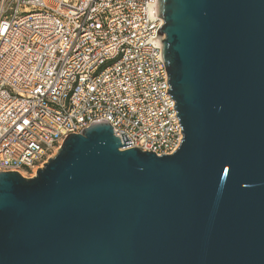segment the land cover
<instances>
[{
    "label": "water",
    "instance_id": "1",
    "mask_svg": "<svg viewBox=\"0 0 264 264\" xmlns=\"http://www.w3.org/2000/svg\"><path fill=\"white\" fill-rule=\"evenodd\" d=\"M183 139L125 149L108 123L34 178L0 173V264H264V0H160Z\"/></svg>",
    "mask_w": 264,
    "mask_h": 264
},
{
    "label": "built area",
    "instance_id": "2",
    "mask_svg": "<svg viewBox=\"0 0 264 264\" xmlns=\"http://www.w3.org/2000/svg\"><path fill=\"white\" fill-rule=\"evenodd\" d=\"M159 2L0 0V173L33 178L69 136L103 123L125 149L177 151Z\"/></svg>",
    "mask_w": 264,
    "mask_h": 264
},
{
    "label": "bare ground",
    "instance_id": "3",
    "mask_svg": "<svg viewBox=\"0 0 264 264\" xmlns=\"http://www.w3.org/2000/svg\"><path fill=\"white\" fill-rule=\"evenodd\" d=\"M159 12H160V2L157 3V5H156V14H157L158 17H159ZM161 21H162V19H161Z\"/></svg>",
    "mask_w": 264,
    "mask_h": 264
},
{
    "label": "rangeland",
    "instance_id": "4",
    "mask_svg": "<svg viewBox=\"0 0 264 264\" xmlns=\"http://www.w3.org/2000/svg\"><path fill=\"white\" fill-rule=\"evenodd\" d=\"M34 178V177H33ZM28 179H30V178H28Z\"/></svg>",
    "mask_w": 264,
    "mask_h": 264
}]
</instances>
